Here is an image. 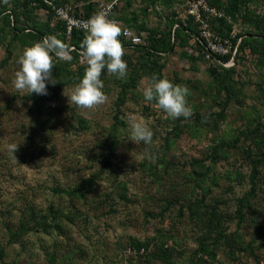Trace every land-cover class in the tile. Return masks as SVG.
I'll list each match as a JSON object with an SVG mask.
<instances>
[{
    "label": "rangeland",
    "instance_id": "1",
    "mask_svg": "<svg viewBox=\"0 0 264 264\" xmlns=\"http://www.w3.org/2000/svg\"><path fill=\"white\" fill-rule=\"evenodd\" d=\"M189 1L157 0L143 16L141 11L149 0H131V9L143 17L148 29L139 33L143 42L139 46L145 44L149 31L165 29L172 15L184 21ZM119 2L117 6L122 8ZM249 8L264 12V0L251 3ZM38 15L45 16L39 10ZM232 28L236 33L249 30L240 21H235ZM139 46L125 47L123 57L134 56V63L137 55L146 54V49ZM198 54L190 43L166 53L161 61L162 77L172 82L179 79L178 84L190 90L186 99L192 115L181 118L183 130H177L172 119L154 107V102L145 101L142 90L150 79L143 77L127 92L120 107L121 81L107 84L108 89L103 91L107 102L93 110H81L68 103L67 95L76 84L60 88L57 100L50 103L72 109L68 115L72 128L45 133L40 127L32 129V102L12 84L19 67L17 59L22 55L13 48L12 56L0 68V244L6 250L0 264H190L199 239L207 230L200 219L190 217L187 204L202 197L206 204H216L227 231L236 228L237 199L250 192V159L232 148L214 162L205 159L204 164L210 170L203 181L192 173L191 163L202 160L207 147L220 139H230L236 134V127H246L254 106H259L253 99L257 93L253 84L255 72L247 54L240 65L235 59L231 65L221 64L226 68L235 66V79L247 80L245 95L240 103H234L233 109L226 110V117L215 133L193 128L196 115L220 109L211 105L208 97L197 95L195 87H207L211 82L209 70L215 67L214 63L198 58ZM6 55L5 47L0 45V61ZM105 76L121 79L108 72ZM127 79L124 77L122 81ZM118 108L121 123L117 125L114 115ZM131 115L146 121L153 132L150 144L130 140ZM80 119L85 123L81 125ZM9 143H20L14 154L16 159L7 151ZM248 144L249 140L242 143L245 147ZM109 145L114 146V161L105 166L100 155L107 153ZM92 176L95 181L92 187L86 190L84 198L74 199L72 204L64 193L54 191L68 189ZM255 181L257 187L249 196L252 204L245 208L241 231L247 240L255 239L259 247L253 255L239 251L232 256L222 246L217 249L216 258L204 264L263 262L264 163ZM31 203L41 210L53 204L63 207L65 212H81L72 214L73 221L63 218L61 226L50 232L33 229L17 242L9 243L11 232L21 222L31 226L28 222ZM165 207L168 209L164 210ZM138 241L147 242V248L135 250L132 243ZM161 247L173 249L168 256Z\"/></svg>",
    "mask_w": 264,
    "mask_h": 264
},
{
    "label": "trees",
    "instance_id": "2",
    "mask_svg": "<svg viewBox=\"0 0 264 264\" xmlns=\"http://www.w3.org/2000/svg\"><path fill=\"white\" fill-rule=\"evenodd\" d=\"M53 1L60 3L63 0ZM206 1L224 14L222 17L210 20L211 28L215 33L224 37H231V32L233 30L232 24L235 21H240L242 25L249 29L244 33H236L235 38L232 39L235 42L237 37H240L237 52L234 57L236 64L240 65V62L244 60L246 54L250 55L251 58L249 61L255 72L253 84L257 89V93L253 95V99L259 106H254L253 116L249 119V122H247L246 127H236V134L230 139H220L219 143L214 144L211 148H206V153L202 160H194L191 163L192 173L203 181L207 179L210 170L209 165L206 166L204 164L205 159H211L213 160L212 162H214L216 159L224 157L227 149L232 148L242 156H246L250 159L251 172L249 175L250 192L248 191L249 193L237 199L238 205L235 209L237 220L234 230H226L223 218L221 214H219L220 212H218L216 204H206L203 197L197 199L194 204H187L190 217L200 219L207 230L203 233V237L199 239L200 242L192 255L190 264H204L209 259L214 260L216 258L217 249L222 246L226 247L229 254L232 256H234L235 252L239 251L248 252L253 255L255 249L259 247V245L255 244V239L247 240L245 238L241 228L242 224L245 222V208L252 204L249 196L255 192L257 187L255 179L259 173L260 166L264 163V12H257L255 9L249 8L251 3H256L258 0ZM75 2L80 4V8H78L81 10L80 15L91 17L94 14L97 3L96 0H75ZM156 2L157 0H149L147 5L143 7L144 9L141 11V14L145 16L148 7L155 5ZM119 3L123 4L122 8L124 6V9L120 7L121 10L119 6H116L112 12V17L121 20L124 25L137 30L138 34L143 30H148L143 17H139L136 11L131 9V0H120ZM40 7L49 8L43 0H0V45H3L7 51L5 59L0 61V68L3 67L12 56L13 48H17L23 53L24 46L30 47L35 42H39L47 36H54L65 44L67 46L69 59L60 60L54 57L52 77L57 82L53 85L48 84L46 81L47 95L32 93L24 97L32 102V107L30 109L33 113V130L38 127L44 129L45 133L52 132L53 130H69L70 127L72 128V121L68 118V115L72 109L57 107L50 103V100H57V91L60 88L73 83L77 84L82 78L86 65L79 61V51H81L80 44L86 33L83 30L75 29L68 35L65 24L61 20L54 18L52 10L47 13V16H41L40 18L38 15ZM198 35V25L194 22L191 15L187 14L184 21L176 19L174 15H172L168 18L165 29H153L149 31L145 44L141 46L137 45L146 49V54L137 55L134 63H132L134 56L127 55L123 57L127 64V75L125 77L128 78V81H122L123 78L119 80L105 78L107 70L105 69L102 72L100 77L104 84L102 91L108 89L109 86L107 84L116 85L121 81L119 86L121 87L122 93L119 98L120 103L118 104V107H120L126 99L127 92L137 86V81L139 79L149 77L151 81L154 76L158 79L167 78L161 75V69L164 66V63L161 61L166 53L173 52L176 47L192 43L193 48L199 52L197 55L198 58L205 59L215 64V67H211L209 70L211 82L208 86L203 87L198 85V87H195L197 95L208 97L212 102L211 105L220 106V109L217 111L215 110L213 112L196 115L192 125L193 128L200 127L215 133V129L220 126L221 122L226 117V110L228 108L233 109L234 103H240L243 99L245 88L248 83H246L247 80L235 79L233 76V73L236 72L235 66L226 68L215 59L218 58L221 61H227L230 59L231 54L224 56L216 55L215 57L212 56L210 59H206L202 39ZM119 39L123 48L130 47V41L125 39L123 34L120 35ZM179 82L181 81L177 79L172 83L178 84ZM119 113L120 108L117 109V113L114 115V122L117 125L121 123ZM181 118L171 120L175 123V128L177 130L184 129L183 125L180 124ZM79 123H85L84 119H80ZM85 127L86 125H84V128ZM247 140H249V144L245 147L242 143ZM113 150L114 146L109 145L107 153L100 155L104 160L105 166H110L113 163ZM93 178L94 176L87 178L82 183L68 189L55 188L54 191L56 193H64L72 204L74 199L84 198L86 190L92 187L95 182ZM166 209H168V207L164 208V210ZM28 210L31 214L28 221L32 223L31 226L21 222L17 229L11 232V236L8 239L9 243L17 242L23 235L33 229H41L44 232H50L55 227L59 228L61 226V220L63 218H68L73 221L75 216L72 214L76 213V215H78V212H81H65L63 207H55L53 204L48 205L46 210H41L33 203L29 205ZM181 212L182 205L179 207V214ZM132 244H134L135 247L133 246V248L138 252L141 249L145 250L148 246V243L145 241L133 242ZM161 249L163 253L167 252L169 256L173 248L161 247ZM5 256V245L0 244V260L3 261ZM255 264H264V259L262 263Z\"/></svg>",
    "mask_w": 264,
    "mask_h": 264
},
{
    "label": "clouds",
    "instance_id": "3",
    "mask_svg": "<svg viewBox=\"0 0 264 264\" xmlns=\"http://www.w3.org/2000/svg\"><path fill=\"white\" fill-rule=\"evenodd\" d=\"M86 33L80 44L81 62L86 65L80 81L67 95L68 103L81 110H93L107 102L102 91L104 84L101 74L106 69L117 78H124L127 64L123 59L124 48L120 42L122 29L119 24L108 18L106 11H99L83 23ZM69 59L67 46L54 36L44 37L23 50L17 59L18 69L14 73V88L25 95L32 93L47 95V85L57 81L52 77L53 59ZM187 86L173 84L167 78L152 77L143 88L142 95L147 102H154V107L162 110L168 118H188L192 109L188 106ZM130 140L139 144L152 142L153 132L143 117L131 115L128 119ZM20 144V143H19ZM17 143H9L7 151L12 158L18 150Z\"/></svg>",
    "mask_w": 264,
    "mask_h": 264
},
{
    "label": "built area",
    "instance_id": "4",
    "mask_svg": "<svg viewBox=\"0 0 264 264\" xmlns=\"http://www.w3.org/2000/svg\"><path fill=\"white\" fill-rule=\"evenodd\" d=\"M43 1L49 8L40 7L39 11H41V13L44 12L45 16H47V13L52 10L54 18L61 20L65 24L68 35L75 29L84 31L83 23L90 17L80 15L81 10L78 9L80 8V4L76 3L75 0H63L60 3H56L53 0ZM118 1L119 0H96L97 3L94 14L102 10L106 11L108 18L119 24L123 36L130 41V47L143 44L142 38L137 32L133 31L129 26L124 25L121 20L111 16L115 7L118 5ZM186 13L191 15L194 22L198 25V36L202 39L205 58L210 59L212 56L215 57L216 55L224 56L231 54L230 59L227 61H221L215 58L216 61L222 65H231L235 59L234 56L237 52L240 37H237V40L234 42L232 39L235 38L236 31L232 30L231 37H224L215 33L210 24L211 19L222 17L224 15L223 12L218 10L215 6L208 4L206 0H191L187 5ZM79 61L81 62V58H79ZM130 251L131 249L128 252ZM132 251L135 252V250Z\"/></svg>",
    "mask_w": 264,
    "mask_h": 264
}]
</instances>
